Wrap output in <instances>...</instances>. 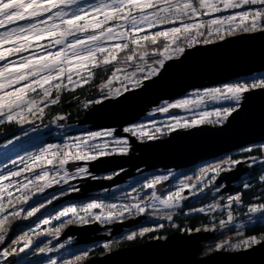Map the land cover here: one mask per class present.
Segmentation results:
<instances>
[{"label": "snow or ice", "instance_id": "obj_1", "mask_svg": "<svg viewBox=\"0 0 264 264\" xmlns=\"http://www.w3.org/2000/svg\"><path fill=\"white\" fill-rule=\"evenodd\" d=\"M245 6L247 10L234 14L215 15L227 13L229 10L244 9ZM0 29H4L0 31V61H5L0 65V117H3L0 124L7 121L23 127L26 124L35 125L37 119L42 121L45 115L42 104L47 102L56 105L62 91L69 89L74 91L89 83L97 68L114 66L107 83L101 85V91L107 89L106 98L118 96L129 90L127 87L129 81H134L133 88H140L144 81L157 77L164 69L166 61L179 57L186 48H192L201 42L212 43L214 36L224 39L225 35L235 34L236 31L244 33L264 31V0H95L87 3L86 7L80 0H0ZM45 40L49 41L47 45L41 43ZM109 41L114 43L108 45ZM54 48L57 50H53ZM28 52L29 55H24ZM120 53L125 55L121 57ZM9 57L18 58L9 60ZM121 63L124 68L118 66ZM128 67L134 70L127 72ZM122 71L126 72L123 78L118 75ZM114 80H120L122 88L113 91ZM253 90H264V78L197 90L193 93L194 99H180L160 107L158 111L168 113L170 109L189 111L205 109L191 118L173 117L167 124L169 132L202 125L222 126L238 113L245 94ZM209 102L225 103L207 110ZM88 103L85 101L84 106L88 107ZM100 103L99 99L92 101L93 105ZM65 118L61 115L56 117V120ZM35 130L36 128L32 127L26 130L24 135ZM122 131L140 139L152 140L158 138L157 134L164 129L155 127L154 131H146L143 125H135L125 127ZM98 138L111 140L105 139L103 143H95ZM16 139L20 137L17 136ZM8 143L11 144L13 141L9 140ZM110 144L115 146L112 147ZM128 145L129 140L118 138L115 129H104L89 132L83 138H76L72 143L63 145L50 143L40 148L37 153L28 154L27 158L21 156L19 161L11 160L13 168L0 172V243L6 238L5 223L9 215L17 217L23 211L15 210L16 203L28 202L27 192L30 184L43 191L44 188L51 187L53 181L57 184L61 181L67 183L76 176H87L89 169L86 167H77L69 171L66 166L70 162H93L117 152L126 154L129 151ZM253 147L248 146L241 151L252 152ZM260 147L264 148V145ZM18 163L23 165L19 170L16 169ZM242 163L251 167L257 161L252 156L235 160L229 156L201 168L196 184L181 181L183 187L168 195L166 199L160 200L155 191L152 192L151 198L159 200L164 208L178 207L179 201L185 199L183 192L186 188L196 190L197 185H200L199 191L203 192L223 171L234 170ZM259 163L264 166V161ZM46 165L55 168V175L50 173ZM4 167L7 168V165ZM37 168L40 172H36ZM25 172L31 173V178L25 176ZM171 175L172 173L156 175L147 179L143 187L155 189L157 185L168 181ZM259 179L264 181V175ZM41 181L44 182L43 185L39 184ZM13 190L20 192L21 195L14 197ZM72 191L79 189L73 188ZM241 199L240 194L228 197V207L230 208L233 203L238 204ZM9 206L13 211L7 214ZM217 207L213 204L209 209L201 207L195 211L204 213ZM97 209L106 211L95 214L93 210ZM38 211L39 208H32L27 212V216L30 217ZM145 211V207L140 203L124 204L117 209L115 204L106 205L93 201L79 209L75 205L65 207L57 219L71 214L85 223L88 222L85 220L87 216L102 224H108L121 219L126 212L138 214ZM81 212L84 213L83 216ZM247 212L261 214L260 219L264 220V203L252 204ZM165 218L171 221L173 216L169 213ZM233 220V214L229 211L227 220H221L220 226L225 227ZM256 222L249 220V224ZM44 223L47 224L48 221L45 220ZM68 223H73V220H68ZM63 226L61 225V228ZM159 227H163V224ZM236 227L242 229L244 225ZM152 230L145 227L139 233L132 232L127 235L126 239L133 240L137 235L144 236ZM55 231L59 233L60 228ZM187 231L191 232L192 229ZM195 231L200 232L201 229L197 228ZM19 241H24V247L19 249L20 252L32 243L27 234L20 236ZM262 244L264 235H252L236 243L226 240L217 245V250L226 246L233 250H249ZM110 246L109 242H103L105 249ZM14 251L15 249L5 250L0 255L7 257ZM45 251L50 249L40 248V252ZM86 255L87 249L83 250L81 255H75L74 259L80 261ZM51 264L57 262L53 260ZM64 264H73V261L65 260Z\"/></svg>", "mask_w": 264, "mask_h": 264}, {"label": "water", "instance_id": "obj_2", "mask_svg": "<svg viewBox=\"0 0 264 264\" xmlns=\"http://www.w3.org/2000/svg\"><path fill=\"white\" fill-rule=\"evenodd\" d=\"M261 71H264V31L241 33L215 43L198 45L185 50L179 59L170 61L157 77L144 81L142 87L92 106L79 122L90 124L92 129L116 127L117 133L121 135L123 127L138 120L160 101L181 96L195 88L220 84ZM171 112L179 110L172 109ZM263 141L264 90H253L246 93L238 113L221 127L202 125L175 130L167 138L134 144L141 147L139 155H114L90 162L94 171H123L113 181L81 184L80 192L70 194L59 202L70 198L81 199L94 190L123 182L133 171L144 166L181 169L193 166L204 158L217 157ZM246 172L247 166L240 164L218 177L217 184L222 180L227 184L221 192L231 191L233 186L230 183L238 181ZM129 226V223L123 222L111 225L109 237ZM95 231L94 223L71 225L63 232L61 239L75 236L76 245L86 244L100 239L91 236ZM207 236L210 234L206 232L173 234L164 241L150 240L140 246L90 258L84 264H264V244L238 252L216 251L197 258L200 250L198 244ZM15 260V255H11L7 263L13 264Z\"/></svg>", "mask_w": 264, "mask_h": 264}, {"label": "rangeland", "instance_id": "obj_3", "mask_svg": "<svg viewBox=\"0 0 264 264\" xmlns=\"http://www.w3.org/2000/svg\"><path fill=\"white\" fill-rule=\"evenodd\" d=\"M80 2H81L82 5H84L86 7L87 3L95 2V0H80ZM253 7H255V6H253ZM243 10H247V6H245L244 9L229 10L227 13L215 14V15H230V14H234L237 11H243ZM3 30L4 29H0V31H3ZM153 31H155V29ZM238 34H240V33L230 34V35H228L225 38H229V37H232V36L238 35ZM212 39H218V38L214 36V37H212ZM41 43L44 44V45H47L49 43V41L45 40V41H42ZM111 43H114V41L107 42L108 45H111ZM208 44H210V43H208ZM195 45H205V44L201 42V43H198V44H195ZM57 48H58V46H57ZM57 48H54L53 50H57ZM186 49H188V48H186ZM189 49H191V48H189ZM37 51H39V49H37ZM30 52H31V50H30ZM30 52L24 53V55H29ZM182 55L183 54H181L179 57H176V58H174L172 60L179 59ZM17 58L18 57H9L8 59L12 60V59H17ZM169 62L170 61H166L165 66ZM3 63H5V61H0V65H2ZM137 63H138V61H137ZM111 67H112V65H110L109 69ZM133 70L134 69L131 68V67H128L126 69L127 72H131ZM125 74H126V72L122 71L118 75L121 78H123V76ZM110 75H111V73L109 74L107 79L110 77ZM255 78H264V71L258 72V73H254V74H251V75H248V76H240V77H237V78H234V79L227 80L226 82H223V83H220V84H215V85H212V86H205V87H202V88H195V89L189 90L184 95H182L180 97H175V98H172V99H169V100L160 101L157 105L150 107L148 109V111L139 120H137L134 123H130V124L125 126V127H131V126H135V125H143L145 127L146 131H154L155 127H159V128L164 129V131H162L161 133L157 134L158 138L152 139V140L140 139L138 137L132 136L131 134L124 133L122 130H121L122 134L119 135L117 133V129L118 128H116V127L115 128L112 127V128H97V129L93 128V129H90L91 128L90 124H80L79 120L81 118H79V117H76V118L66 117L64 120H56V117H55L52 120V123L50 125L44 126V127H38V128H36L35 131H29L28 135H24V132L26 130L31 129L32 127H34V125L26 124V126L24 125L25 127L23 126V127L20 128L19 133H17L14 138L13 137L9 138V139H7L6 141L3 142L4 139H2L3 138L2 136H0V172L8 171L9 169L13 168V165L11 164V160L16 159L17 161H19V158L21 156H24L25 158H27L28 154L37 153L40 148L45 147L47 144L51 143V144L63 145L65 143H72V142H74L76 140V138H78V137L79 138H83L89 132L100 131V130H104V129H115L116 130V136L118 138H127L129 140V145H128L129 151L126 154H119L117 152V153H113V154H111L109 156H106V157H110V156H114V155H128V154L129 155H139V153H140L139 149H141V147H137L134 144H138V143L142 144V143H146L148 141H155V140H158V139L167 138L169 136V134L172 132V131L169 132L167 130V124L172 121L173 117L191 118L194 115H196L199 111L205 110V109H193V110L189 111V110H184V109H178L179 113L176 112L174 114L173 113L171 114L170 110H169L168 113L159 112L158 109L160 107L165 106L168 103H175L176 101H178L180 99H186V98L187 99H194L195 97L193 96V93L196 92L197 90L202 91L203 89H206V88L221 87V86H223L225 84H231V83H236V82H251ZM74 79H76V78L74 77ZM106 83H107V80L103 84H106ZM133 84H134V81H129L127 83V87H128L129 90L136 89V88H133ZM70 88H71V86H70ZM120 88H122V84H121L120 80H114L113 81V91H115L116 89H120ZM106 92H107V89H105L104 91H101V85H100V87L97 90V93H95L94 95L90 96L89 98H85L84 101H83V104H84L85 101H88L89 102L88 106H89L90 104H92V101H95L97 99L101 100V102L104 101L106 99ZM125 92H122L121 94H123ZM120 95H118V96H120ZM118 96H111V97H107V98H116ZM245 96H246V94H245ZM245 96H244V98H245ZM242 101H241V103H242ZM224 103L225 102H221V103L209 102L208 105H207V110H212L214 107H220ZM45 104L47 106H45ZM45 104H42L41 107H44V108L46 107L47 108V107L51 106L50 103L45 102ZM95 105H99V104H95ZM85 109H86V107L83 106L82 110H85ZM2 119H3V117H0V120H2ZM5 122H7V121H5ZM209 126L221 127L219 125H209ZM125 127H123V128H125ZM187 129H190V128H186L184 130H187ZM17 136H19L20 139L17 140L16 139ZM47 138H51V139H53L55 141L42 145L44 140L47 139ZM105 139L111 140V138H98V140L95 141V143H103ZM9 140H12L13 143L9 144L8 143ZM23 142L25 144L20 145ZM38 144L40 145V147H36L35 149H33L31 151H26L27 148H30L31 146H37ZM260 144H262V143H260ZM110 146L114 147L115 145H111L110 144ZM237 152H242V151H241V149H236V150L229 151V152H227V153H225L223 155H219L217 157L209 158L211 160L213 159V160H216V161H214L213 163H209L208 165L220 162V160H221L220 158L221 157L223 158V157H225V155H226V157L230 156V155L232 156V155L236 154ZM253 157H255V156H253ZM255 158H256L257 163L252 164V166L249 167L250 169L254 168L255 166H257V168H258L259 166H261L259 161H264V158H259V157H255ZM235 159H242V158H235ZM208 161H210V160H208ZM89 163L90 162H82L81 164H79V163L76 164L75 163L76 164L75 165L74 163L70 162L66 167L68 168L69 171H73L77 167H86V168L89 169V173H88L87 176H76L75 177V179L76 178L79 179V177L81 178L79 180L82 181V185L89 184L90 181H94V182L95 181L96 182L106 181V182H108V181H113L114 180L116 175L113 178L109 179L108 178L109 176H107V175H104V176L101 177V176H97V174H93V173H104L105 174V173H111L113 171L100 172L99 169H97L99 171H94L90 167ZM199 163L196 162L193 166H190V167H194V166L196 167L195 172H193V174H192V175H194L193 176L194 178H192V181H190V182H188L186 180V177L183 175V172H181V171H179L177 169L176 170H171L169 172H162V171L156 172L155 170L157 168H159V167L147 168V167L144 166L145 169L148 170V171H144V174L143 173L138 174L137 177L138 178L142 177L143 178L142 181H146L147 179H151L152 177H154L156 175H166V174L172 173V175L170 176L169 180L172 181V183H174V185H176V186L175 187H170V190H166L164 192L163 191L164 185H159V188H160V190L158 191L159 194L156 193L157 196L160 198V200H163V199H166L168 195H171L172 193L180 190L183 187V185L181 184V181H184L187 184H196L197 183V178L200 175V169L204 168L203 167L204 165L200 166ZM4 165H7V168H5ZM241 165L245 167V164H241ZM21 167H23V165L18 163L17 166H16V169L19 170V168H21ZM45 167L48 168V170L50 171V173H52V175H55V168L53 166L46 165ZM186 168H189V167H184L182 169H186ZM119 170L122 171L123 169H119ZM36 172H40V169L37 168ZM226 172H230V170L229 171H223L218 177H222ZM249 174H251L250 171L244 173L241 176V178L239 179V181H235L234 183H230V185L233 186V189L231 191H229V192L228 191L227 192H221L220 190L218 192L216 190V188H215L216 183L215 182L218 179V177L214 181L215 184L213 183L207 189H204L203 192L199 191L200 185H197V189L196 190H191V189H187L186 188L184 190V192H183V195H184L185 199L179 201V206L175 207V208H172V209L164 208L163 205L160 204L159 200H153L151 198V195L150 196H146L144 189L142 190L141 187H139L140 185L133 186V187H137L136 189H133V187H131V188L127 187L125 185V181H123V182L117 183V184H115V185H113L111 187H104L102 189H97L99 191L94 190V191L89 193L84 198H81V199H76V198L65 199L63 202L60 203L59 202L60 200L66 198L70 194H74V193L66 194V195L62 196L56 202L50 204L51 207H56V205L57 206L60 205V206H62L61 208H57L54 211L53 210L52 211H48L49 210L48 204L50 203V201L49 202H44V200H40V202L35 203V201L41 199V195H42L43 191H40L38 188L33 187V185L30 184L29 185V190L27 192V195L29 196L28 202L26 204L16 203L15 210L16 211H20L21 209H23V211L20 212V215L27 216V212L30 211L32 208H39V211L35 213L36 215L34 214L35 217H34V215H33V217L30 216L29 220H27L26 222H23L25 225L26 224H30L31 217L35 218V219L37 218V222L35 224H33V226L31 225V231L30 232H32V235H33V233L39 231V234L37 233L36 239L35 240H31L32 241L31 245L29 247H27V248H24V250L27 252V251L30 250V248L35 246L36 243H39L40 240L43 241L44 239H46L45 244H44V248L50 249V251H45L42 254L35 255L34 257H31V258H24V259H21V260H16L17 262L15 261L14 264H31V263L32 264H34V263L41 264V262H39V260L41 258H42L44 264H51V261H53V260H55L57 262V264H64L65 260H71V258L75 254L76 250H82L81 252H83V250L87 249V251H90V250L94 249L95 247L99 246V247H101V251H98L97 253H99V254L95 255V256L96 257H100L99 255H101L102 253L107 255V254L113 253V252H115V251H117L119 249L136 247V246H133L130 243H132L133 241L137 240V237L135 239H133V240H127L126 236L131 234V232L139 233V231H141L143 228L142 229L141 228H137V229H133L132 231H130L127 235L124 236V239H122L123 243L120 244V247H118L119 243H115L114 239H111L113 236L109 237L111 235V232H112V228L111 227H110V229H111L110 233L108 235L104 236L101 233V230H103L106 226H103V224L100 223V222L94 221V222H91V223L82 224V221L78 220L76 217H73L71 214H69L68 216H63V217H60L59 219H57V217L59 216V213L65 207H69V206L75 205L79 209L81 206L86 205L87 203H90V202H93V201H99V202H102L103 204H106V205L115 204L117 206V209H119V207L121 205H124V204L140 203L141 206L145 207V209H146V211L144 213L128 214L126 212L124 214V216L137 215V217H135L134 219L131 218V219H127V220H124V221H120L119 223H122V222L123 223H129L131 225L129 227L136 226V225H138L140 223H145L146 224L145 227L152 228L153 230L159 232V231H161V229L164 226H167V227H170V228H177L178 227V222H177L176 218L179 217V214L182 213V211H183V210H179V209L183 208L182 206H183V202L184 201H186L188 203L190 202L187 205H190L191 202H193L191 207H194L193 205L195 203H196L195 205H198V204H201L203 202V200H208V202L206 204L201 205L199 207H195V208H193L192 211L186 212V213H189V212L190 213H200V212L195 211V210L199 209L201 207H204L205 209H209L210 206L213 205V204L218 206L217 208L212 209L211 211H205L204 212V213L208 212L210 217H212V219L209 221V223H212V224L200 228L201 229L200 232L209 233L210 236L209 237L207 236L208 237L207 239H205L204 241H202V242H200L198 244L200 250H199V253L197 255V258L204 257V256L212 254V253H214L216 251H224V252H238V251H241V250H233L232 248L227 247V246L224 247L223 249L217 250V245L222 243V242H215L216 241V236H218V233L220 231H225L227 228H230V227L238 229L236 227L237 225H244V227L254 225V224H249V220L250 219L256 220L257 222H259V221L260 222H264V220L260 219L261 214H249L247 212V209H248L249 206H251L252 204H260V203H252V204H249L247 206H241L240 202L238 204L237 203H233L231 205V207L233 205H236V211H240V209L241 210L243 209V210H242L241 214H238V212H236V211L232 212L234 220H233V222L227 224L225 227H221L220 226V221L221 220H225L226 221L227 220V215H226L225 218H223V219L221 218L220 220L217 219V218H220L221 216H224L227 212L231 211L230 210L231 207L230 208L228 207V197L232 196V193L235 191V189L239 185H245V184L248 185L249 184V182L252 180V176L249 175ZM24 175L28 176L29 178H31V173L25 172ZM93 175H94V177L97 176L96 179L92 178ZM209 175H211V174H209ZM188 176H190V175L188 174ZM73 179L74 178L70 179L67 183H64L63 181H61V183H59L58 185L62 184V185H64V187H68V186H70V184H74V183L78 182L77 180H73ZM101 179H105V180H101ZM106 179H108V180H106ZM5 183H7V182H5ZM43 183H44L43 181L39 182V184H41V185H43ZM55 184H57V183H55V181H53L52 185H55ZM221 185H223L222 189L226 188V186H227L226 181L222 180L220 183H218V186H221ZM112 187H115V188L112 189ZM107 188H109V189H107ZM70 189H68V190H70ZM151 191L153 192V191H155V189H149L148 192L150 193ZM194 191H195V194H193ZM96 192H98V193L95 195V197L93 199H90L91 197L87 198L90 194L96 193ZM219 194H223V195H219ZM20 195H21L20 192L13 190V196L14 197H19ZM217 196H218L217 200H220V198H221V200L223 202H225V203L217 202V200H216ZM5 203L7 204V197L6 196H5ZM31 204L33 205L32 207H31ZM12 211H13V208L9 206L8 209H7V214H10ZM103 211H106V209L93 210V212L95 214H100ZM164 213H168V214L171 213V215L173 216V219L171 221L167 220L165 218L166 215H163ZM81 215L83 216L84 213L81 212ZM70 219L75 221L76 224L77 223H81L82 224V225H77V226H84V225H87V224L89 225V224H93L94 223L96 231H95V233H92L91 236L94 237L95 239L96 238H100L99 240H102V242L98 244V243H95V242L99 241V240H94L92 242L86 243V244H90V245L86 246V244H85L84 246L80 247L81 245L80 246L79 245H75L76 244L75 243L76 242V237L75 236H68L67 238L61 239V235L63 234V232L66 231L69 228V226H71L73 224H69L68 223L66 226L62 227L61 232L58 233V234L55 231V229H57L56 226L59 225V224L61 226L62 223L68 222V220H70ZM45 220L48 221L47 224L44 223ZM85 220L91 221V220H94V218H89V217L85 216ZM216 220H218V223H215ZM114 224L115 223H113L112 225H114ZM154 224H157V225H154ZM161 224H163V227H159V225H161ZM9 226L10 225H8V223L5 224V227L7 228V233H6V238H5L4 242L0 243V253H2L5 250H10V251L13 250L11 248H8V246H6V245H8L7 242L9 240L10 236L12 235V233H11L12 230H11V228H9ZM180 228L181 229H179V231L176 230V231H174L173 234L196 233L195 230H192L191 232H188L187 229H191V228L184 227V225H182ZM205 229H209L210 231H207ZM148 233H150V232H148ZM173 234H171V235H173ZM116 235H118V234H116ZM167 237H169V236H164V237H160V238L158 236H156V238H154V239H158L160 241H163ZM246 238H248V237H246ZM246 238H243V239H246ZM240 240H242V239H240ZM240 240L231 241V242L236 243V242H239ZM103 242H109L111 246L108 249H105L103 247ZM146 242H148V241H145V243ZM214 242H215V245L212 246V243H214ZM91 243H95L94 246L91 245ZM145 243L143 242V243H141V244H139L137 246L143 245ZM61 245H63V247H61ZM77 246H79L80 248L77 249L76 248ZM15 247H19V249L24 247V241L20 242L18 245H15ZM13 254H16L17 258H18L21 255V252L20 253L19 252L16 253L14 251ZM9 257H11V255L7 256V257H4L3 255H0V264H8L7 263V259Z\"/></svg>", "mask_w": 264, "mask_h": 264}, {"label": "trees", "instance_id": "obj_4", "mask_svg": "<svg viewBox=\"0 0 264 264\" xmlns=\"http://www.w3.org/2000/svg\"><path fill=\"white\" fill-rule=\"evenodd\" d=\"M237 33H244L241 31H236L235 34ZM230 35V34H229ZM228 35H225V37H227ZM219 40L222 39H213L214 42H217ZM212 42V43H214ZM124 53H120V56H124ZM118 66L124 68L125 66L121 63ZM110 65L108 66H104L101 68H97L95 70V75L91 78L90 82L79 87L76 88L74 91L73 90H64L60 93V100L56 105H51L49 107H45V115L43 117V120H39L37 119L35 122L34 127L38 128V127H44V126H48L52 123V120L57 117V116H65V117H71V118H82V116L85 114V112L90 109L92 106H94L93 104H90L88 107H86L85 110H82L84 104L83 101L85 98H89L90 96L94 95L95 93H97L98 88L100 87V85H102L106 80L107 77L109 76V74L111 73V71L114 70V66L112 65V67L109 69ZM55 96V92L53 93V98ZM29 125V124H28ZM26 126V125H25ZM24 126V127H25ZM21 126L15 124V123H9V122H4L2 124H0V136H2L4 139V141H6L9 138H14L15 135L17 133H19ZM4 135V136H3ZM55 140L51 139V138H47L44 140V142L42 143V145L53 142ZM25 144L24 142L21 143L20 145ZM264 145V142L262 144H258V145H253V151L252 152H237L234 155H230L232 159L235 158H246L248 156H255V157H259V158H264V148H261L260 146ZM36 147H40V145L38 144L37 146H31L30 148H27L26 151H31L33 149H35ZM229 157V156H227ZM226 155L225 157H221L220 159H226L227 158ZM216 159V158H215ZM220 160V161H221ZM216 160H211L210 161H203L201 163H199L200 166L203 167H207L209 163H213ZM215 164V163H214ZM250 172L252 176V180L249 182L248 186L245 187L244 185H239L235 191L232 193V196L240 194L242 196V199L240 201V205L241 206H247L249 204L252 203H264V181H261L259 179V177L261 175H264V166H259L257 168V166H255L254 168L250 169ZM95 196H88L87 198L93 199ZM218 196L216 197L217 200ZM208 202V200H203V202L201 204L198 205H193L195 207H199L201 205H204ZM217 202L219 203H225L221 200H217ZM229 203V201H228ZM33 205L31 204V207ZM231 212L236 211V205H233L231 207ZM243 210V209H242ZM242 210L240 209V211H236L238 212V214L242 213ZM168 213H164V215H167ZM228 214V212L224 215L221 216L220 218L217 219H223L226 217V215ZM36 215V214H35ZM34 215V217H35ZM33 217V215H32ZM31 217V219H32ZM29 216H24V215H19L17 217H12L11 215L9 216L8 220L6 221V223H8L9 228H11V233L12 235L10 236L9 240H8V248L11 249H15V252H19V247H15V245H18L20 242L19 241V237L23 236L25 234H27V238L30 239V233L27 231V229H23L19 231H14L15 227H17V225H19L20 223L26 222L27 220H29ZM177 222H178V227L177 228H170L167 226H164L161 231L157 232V236L160 237H164V236H170L171 234L174 233V231L181 229L180 227L182 225H184V227H189L192 230H195L197 228H201L207 225H211L212 223H209V221L212 219V217H210V215L208 214V212L206 213H187V214H180L179 217L176 218ZM179 219V220H178ZM5 223V224H6ZM73 223H76L75 221H73ZM215 223H218V220H216ZM68 224V222H64L61 225L66 226ZM32 225V224H31ZM22 226V225H21ZM63 226V227H64ZM27 227H30V225L28 224ZM56 228H60L59 233L61 232V226L60 224L56 226ZM55 229V228H54ZM56 230V229H55ZM58 234V233H57ZM252 235H264V222H257L254 225L251 226H247L244 227L242 229H236L233 227L227 228L225 231H220L218 233V236H216V241L215 242H223V241H238L240 239L252 236ZM156 235H150L149 237H155ZM147 240V239H146ZM14 241H19L18 243H14ZM215 242L212 243V246L215 245ZM139 243V242H138ZM120 244H118V247H120ZM133 246H137L139 244H137V242H133L131 243ZM130 245V244H129ZM40 248H44V245L39 244V245H35L32 248H30L29 251H23L21 252V255L17 258V260H21L24 258H31L34 257L35 255H40L43 252H40ZM99 250L96 251H89L88 255L83 256V258L80 261H75V255H81L83 252H79L73 255V257L71 258V260L73 261V264H83L86 261H88L90 258L96 257L95 255H98L99 253H97ZM103 255H105L104 253H102ZM99 255V256H103V255ZM39 262H41V264H44L42 258L39 260Z\"/></svg>", "mask_w": 264, "mask_h": 264}, {"label": "flooded vegetation", "instance_id": "obj_5", "mask_svg": "<svg viewBox=\"0 0 264 264\" xmlns=\"http://www.w3.org/2000/svg\"><path fill=\"white\" fill-rule=\"evenodd\" d=\"M129 155V154H128ZM207 160H210V159H207ZM203 161H205V160H203ZM203 161H199L200 163L201 162H203ZM198 162V163H199ZM195 169H196V167L194 166V167H189V168H186V169H177V170H179V171H181V172H183V175L186 177V180L188 181V182H190V181H192V178H194L193 176L194 175H192L193 174V172H195ZM171 170H176V169H164V168H157L155 171L156 172H160V171H162V172H169V171H171ZM144 171H148V170H146L145 168H140V169H137V170H135V171H133L132 172V175L128 178V179H125L124 181H125V185L127 186V187H133V186H138V185H140L139 187H141V189L143 190L144 189V191H145V194H146V196H150L151 195V193H152V191L149 193L148 191H149V189H145L144 187H143V184L147 181H142L143 180V178L141 177V178H138L137 177V175L138 174H140V173H143L144 174ZM119 173V171H113V172H111V173H93V174H97V176H104V175H107V176H111L112 178L115 176V175H117ZM188 174L190 175V176H188ZM96 176V177H97ZM96 177H94V175H93V179H96ZM79 179H81L80 177H79ZM79 179H75V177H74V179L73 180H77L78 182H76V183H74V184H70V186H68V187H64V185H62V184H60V185H58V184H55V185H52L51 187H46V188H44V190H43V193H42V195H41V199H39V200H37V201H35V203H38V202H40V200H44V202H49L50 201V203L48 204V207H49V210L48 211H54V210H56L57 208H61L62 206H57L56 205V207H51V203H54V202H56L57 200H59L62 196H64V195H66V194H70V193H77V192H79L81 189H80V185L82 184V181L81 180H79ZM100 179V178H99ZM101 180H105V179H101ZM106 180H108V179H106ZM216 183V182H215ZM214 183V184H215ZM159 185H164V187H163V191L165 192L166 190H170V187H175L176 185H174V183H172V181H170V180H168V181H165V182H163V183H161V184H159ZM159 185H157V187L155 188V192L157 193V194H159L158 193V191L160 190V188H159ZM67 186V185H66ZM71 189H70V188ZM116 187V186H115ZM115 187H112V189L113 188H115ZM138 187V188H139ZM222 187H223V185H221V186H218V184L216 183V186H215V188H216V190L219 192V190L221 191V189H222ZM73 188H78L79 189V191H72V189ZM137 187H133V189H136ZM68 189H70V190H68ZM107 189H109V188H107ZM111 189V188H110ZM131 191V190H130ZM132 192V191H131ZM217 192V193H218ZM98 192H96V193H92V194H90L89 196L91 197V196H95L96 194H97ZM219 195H223V194H219ZM190 203V202H189ZM188 202H186V201H184L183 202V208H180L179 210H183L182 211V213H180V214H187L186 212H188V211H192L193 210V208L191 207V205L193 204V202H191V204L190 205H187V204H189ZM186 204V205H185ZM181 212V211H180ZM190 213V212H189ZM179 214V215H180ZM162 215V214H161ZM164 215V214H163ZM135 217H137V215H129V216H123V217H121V219H119V220H114V221H112L111 223H108V224H103V226H106L103 230H101V233L104 235V236H106V235H108L109 233H110V231H111V229H110V226L113 224V223H115V222H120V221H124V220H127V219H134ZM95 220H91V221H89L88 220V222L87 223H91V222H94ZM37 222V218L35 219V218H32L31 220H30V227H27V225L28 224H24V223H20L19 225H17V227H15V229H14V231H19V229L20 230H23V229H27V231L30 233V240H35L36 239V237H37V233L39 234V231L38 232H35V233H33V235H32V232H30L31 231V224H32V226H33V224H35ZM144 222V221H143ZM71 224H73V225H82V224H85V222H82V224L81 223H71ZM22 225V226H21ZM154 225H157V224H154ZM146 226V224L145 223H140V224H138V225H136V226H133V227H126L121 233H119L118 235H115V236H113L111 239H114V242L115 243H123L122 242V239H124V236L125 235H127L130 231H132L133 229H137V228H144ZM153 227V226H152ZM157 232L158 231H155V230H152L150 233H146L144 236H137V240H135V241H133V242H137V244H141V243H145V241H150V240H153L154 238H156V236H157ZM132 233V232H131ZM187 234V233H186ZM150 235H156L155 237H149ZM71 239V238H70ZM147 239V240H146ZM154 240H158V239H154ZM45 241H46V239H44L43 241L42 240H40V242L39 243H36L35 245H39V244H42V245H44L45 244ZM102 242V240H99V241H96L95 243H101ZM132 242V243H133ZM139 242V243H138ZM95 243H91V245H93L94 246V244ZM131 244V243H130ZM85 244H83V245H79L80 247H82V246H84ZM87 245H90V244H86V246ZM79 246H77L76 248L78 249V248H80ZM96 250H99V251H101V247H99V246H97V247H95L94 249H92V250H90V251H96ZM82 250H76V252H75V254L76 253H79V252H81ZM89 252V251H88ZM16 255V254H15ZM32 264V263H31ZM34 264H36V263H34Z\"/></svg>", "mask_w": 264, "mask_h": 264}, {"label": "bare ground", "instance_id": "obj_6", "mask_svg": "<svg viewBox=\"0 0 264 264\" xmlns=\"http://www.w3.org/2000/svg\"><path fill=\"white\" fill-rule=\"evenodd\" d=\"M115 224H119V222H115ZM123 230H124V228H123ZM123 230H122V231H123Z\"/></svg>", "mask_w": 264, "mask_h": 264}]
</instances>
